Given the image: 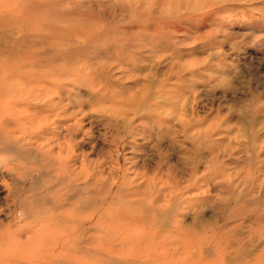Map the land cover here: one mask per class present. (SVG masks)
I'll return each instance as SVG.
<instances>
[{
    "label": "rangeland",
    "instance_id": "374dc122",
    "mask_svg": "<svg viewBox=\"0 0 264 264\" xmlns=\"http://www.w3.org/2000/svg\"><path fill=\"white\" fill-rule=\"evenodd\" d=\"M0 264H264V0H0Z\"/></svg>",
    "mask_w": 264,
    "mask_h": 264
},
{
    "label": "bare ground",
    "instance_id": "6f19581e",
    "mask_svg": "<svg viewBox=\"0 0 264 264\" xmlns=\"http://www.w3.org/2000/svg\"><path fill=\"white\" fill-rule=\"evenodd\" d=\"M35 142V141H34ZM60 169V168H59ZM81 170V169H80ZM70 175V174H69ZM10 241V240H9ZM77 247V246H76ZM36 255V254H35ZM38 255V254H37Z\"/></svg>",
    "mask_w": 264,
    "mask_h": 264
}]
</instances>
